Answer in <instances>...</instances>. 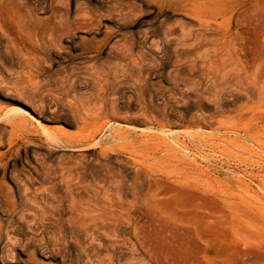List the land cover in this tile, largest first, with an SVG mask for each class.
<instances>
[{"label": "rangeland", "instance_id": "rangeland-1", "mask_svg": "<svg viewBox=\"0 0 264 264\" xmlns=\"http://www.w3.org/2000/svg\"><path fill=\"white\" fill-rule=\"evenodd\" d=\"M0 5V264H264V0Z\"/></svg>", "mask_w": 264, "mask_h": 264}, {"label": "bare ground", "instance_id": "bare-ground-1", "mask_svg": "<svg viewBox=\"0 0 264 264\" xmlns=\"http://www.w3.org/2000/svg\"><path fill=\"white\" fill-rule=\"evenodd\" d=\"M215 3V2H214ZM1 6V5H0ZM4 10V9H3ZM6 16L4 15L3 11L0 10V30L3 32V35L7 37V43L6 44V51L9 53V54H12V50H16L17 48V45H18V40H17V30L16 28L13 26V25H10L8 24V22L6 21L7 19L5 18ZM262 24V23H261ZM8 54V55H9ZM258 57V56H257ZM15 58V57H14ZM3 59H7V57H4L1 55L0 53V60L3 61ZM256 59H259V58H256ZM264 60V59H263ZM261 61V60H260ZM6 62V61H5ZM255 62V61H254ZM258 62V61H257ZM259 63V62H258ZM264 63V62H262ZM263 65V64H262ZM263 71V70H262ZM258 78V77H257ZM263 78V76L261 77V79ZM263 80V79H262ZM260 81V80H259ZM264 82V80L262 81ZM257 83H259L257 81ZM261 84V83H259ZM259 84H256V85H259ZM258 88V87H257ZM261 91V90H260ZM262 93L260 94V100H261V103L264 102V91H261ZM260 102V101H259ZM260 103V104H261ZM259 104V105H260ZM254 237V236H252ZM263 238V237H261ZM264 241V240H262Z\"/></svg>", "mask_w": 264, "mask_h": 264}]
</instances>
